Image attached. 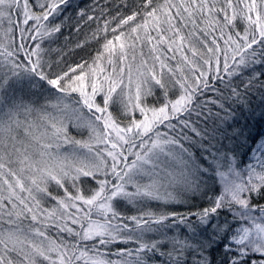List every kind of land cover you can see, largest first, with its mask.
<instances>
[{
	"label": "snow or ice",
	"instance_id": "6c2138e0",
	"mask_svg": "<svg viewBox=\"0 0 264 264\" xmlns=\"http://www.w3.org/2000/svg\"><path fill=\"white\" fill-rule=\"evenodd\" d=\"M68 4L0 0V264H264V134L229 147L264 118V0H125L54 70Z\"/></svg>",
	"mask_w": 264,
	"mask_h": 264
},
{
	"label": "rangeland",
	"instance_id": "374dc122",
	"mask_svg": "<svg viewBox=\"0 0 264 264\" xmlns=\"http://www.w3.org/2000/svg\"><path fill=\"white\" fill-rule=\"evenodd\" d=\"M126 2L129 5L133 3L130 0H126ZM124 3L125 0H86L85 4L79 6L78 8L77 6L69 8L68 11L69 18L64 20V22L62 23L61 32L56 34L50 41H48L50 43L49 46H51L52 49L48 58L52 61H57V60L59 61L58 65H54V70L67 69V67L69 66H75L77 63H81L85 60H90V58L93 55H95L96 50L100 46V42L91 39V33L97 28L98 24L103 25L106 19L110 20L111 17L116 15L118 11L127 12V8L123 7ZM81 10H83L88 15L94 16L96 20L88 21L87 23H85V20L78 15V13ZM60 16L56 18V20H58L55 21L56 23L62 22L63 17L60 18ZM62 35H66L68 38L66 37L63 38ZM60 38H63L64 41L63 40L61 41ZM53 41H57V43L61 42L60 46L57 45L60 48H57L56 45L53 46L51 44ZM48 42L45 44V47H47ZM78 44H82L83 46L77 47ZM64 60L67 61L65 66H63ZM213 108H215L217 111L216 107L213 106ZM209 119L210 121L208 122V125L209 127L213 128L216 123V118L213 116V118L211 117ZM246 122L250 129L256 127L255 123L252 120H247ZM237 123L238 125H243L245 121L239 120L237 121ZM257 155H259V153H257ZM249 163L255 164V160L252 158V155L250 161H248L247 164ZM247 164L240 167L246 168ZM54 194L57 193L54 192ZM212 194H213L212 192H209V195ZM206 203L207 201L201 196H199V194H197L195 197L189 199L187 204L178 205L176 207L177 210L181 212H186L189 209L201 207L202 205L206 206ZM53 204H54L53 201H48L46 203L47 206H52ZM117 208L118 211H120L125 216L138 214L137 206L130 205L127 202H121L117 206ZM130 246L134 247V245H125L120 242H117L114 245H110L109 248L111 249L112 253H115L117 249L130 247ZM101 250L103 251V249ZM216 251L220 256H222V259L220 260H224L227 255H230V254H225L223 252V249L220 251L217 249ZM258 256H259L258 253L255 254V256H253V259H255ZM110 258L113 260L118 259L116 255H112Z\"/></svg>",
	"mask_w": 264,
	"mask_h": 264
},
{
	"label": "trees",
	"instance_id": "16d2710c",
	"mask_svg": "<svg viewBox=\"0 0 264 264\" xmlns=\"http://www.w3.org/2000/svg\"><path fill=\"white\" fill-rule=\"evenodd\" d=\"M130 1L131 2H134V0H130ZM85 2H86V0H69V4L65 7L64 11L62 12V14L60 16V18L63 17L62 18V22H64V20H66L67 18H69V16H68L69 8L75 7V6H77V8H78L79 6L85 4ZM56 21H58V20H56ZM59 23H61V22H59ZM62 37L63 38H65V37L68 38L66 35H62ZM63 38H60L61 41L62 40L64 41ZM25 39H27V38H25ZM27 43L28 44L30 43V45H31V43H33V42L30 41V40H28ZM49 44L50 43L48 42L47 47L48 48H51V46H49ZM51 44L53 46L56 45L57 48H60L58 46H60L61 42L57 43V41H53ZM63 62H64V65L63 66H65L66 63H67V61L64 60ZM256 70H257V72H264V66L257 65L256 66ZM209 95H212V94L210 93ZM251 104H252V107L253 108H256L257 109V115L253 119H250V120H252L255 123V126L256 127L251 128V135H250V137L248 139V142L246 144H243V145H241L239 141H234L231 144H229V147L235 149V151L237 153V156H238V163H239V166H241V167L244 166V165H246L248 163V161H250V158H251V155H252V151H253V149L255 147L256 142L259 140L261 134H264V118H261L259 116L258 99H257V97L255 95L252 96ZM208 107H210L212 109V112L213 113L216 112V109L213 108L212 105H209ZM244 115H246V114H244ZM211 117L213 118L212 115L208 114L207 111H205L204 116L200 117L199 120H198L199 126L201 128L207 129L209 132L212 129V127H209V125H208V122L210 121L209 118H211ZM194 119H196V118L194 117ZM189 135H191V133H189ZM225 143H228V142L225 141ZM253 202L256 203L257 202L256 199H254ZM259 203L260 204H264V200L259 201ZM199 208L200 207L193 208V209H189V210H191V211H197ZM188 211H186V212H188ZM221 219H223V216L221 217ZM218 250L220 251V250H222V248H218ZM214 256L216 257V259L218 261L220 259H222V256H220L217 253V251L214 252Z\"/></svg>",
	"mask_w": 264,
	"mask_h": 264
}]
</instances>
